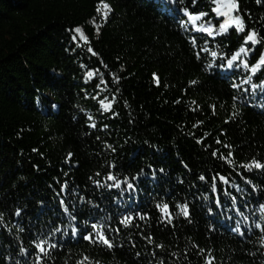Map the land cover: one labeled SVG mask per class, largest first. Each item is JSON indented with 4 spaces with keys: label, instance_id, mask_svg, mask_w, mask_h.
I'll return each mask as SVG.
<instances>
[{
    "label": "trees",
    "instance_id": "16d2710c",
    "mask_svg": "<svg viewBox=\"0 0 264 264\" xmlns=\"http://www.w3.org/2000/svg\"><path fill=\"white\" fill-rule=\"evenodd\" d=\"M106 2L111 11L97 32V0H0V264H34L31 241L37 237L60 242L41 264H77L84 256L99 264H159L161 259L205 264L209 254L213 264H264L258 239L264 233L254 227L258 205L264 203V172L239 167L253 157L264 159V108L234 102L231 79L215 69L206 71L188 40L195 35L202 46L208 40L210 48L219 43L231 53L244 34L232 29L213 41L204 33L185 32L179 0ZM185 4L190 11L209 9L204 0H197L194 9L191 0ZM239 7L242 15L250 14L245 23L264 36V0H239ZM76 26L87 43L72 40L77 33L69 29ZM89 46L97 55L87 51ZM262 51L264 43L249 62ZM235 71L237 76L244 72ZM101 78L107 84L97 88ZM262 78L264 68L253 82ZM192 80L197 83L190 85ZM103 97L112 102L111 109L101 108ZM237 109L235 119L225 123ZM197 121L203 123L193 127ZM223 144L233 146L234 164L219 158V152L226 156L229 151ZM141 170L131 194L102 186L111 183L109 172L123 178ZM217 172L230 184L217 179L213 192L211 178ZM130 195L152 217L144 227V234L154 237L152 244L135 227L114 235L117 246L111 250L71 235L69 225L83 229L86 219L110 218L115 225ZM61 199L69 212L80 213L76 220L64 212ZM161 200L170 205L187 200L192 223L179 217L175 229L158 224L155 205ZM237 221L243 237L231 230ZM57 227L61 231L52 232Z\"/></svg>",
    "mask_w": 264,
    "mask_h": 264
},
{
    "label": "snow or ice",
    "instance_id": "6c2138e0",
    "mask_svg": "<svg viewBox=\"0 0 264 264\" xmlns=\"http://www.w3.org/2000/svg\"><path fill=\"white\" fill-rule=\"evenodd\" d=\"M206 4L209 5L208 10L201 9L199 11H190L189 5L185 4V0H179V3L183 5L180 11L183 12L184 17L186 19H181L179 21L180 27L187 33H204L207 34L208 37H211L212 40H215L216 36L223 35L229 31L230 28L234 29L237 34L243 33V42L240 46L231 51V53L226 52L224 49L221 48L220 44L217 43L215 49L210 48L209 41L204 40L203 46L198 43V38L195 35H189L188 40L192 46L194 56L197 61H205L204 69L206 71L212 72L214 69L218 70L222 76V78L231 79L230 87L237 90V94L232 96V100L235 102L237 100H241L242 103L247 104L249 107H261L264 108V78L259 79V83H254L253 78L261 72V69L264 68V51L260 52L259 58L254 62H249V55L256 51V46L261 45L264 43V36L260 35V32L255 27H249L245 23V15H249L245 13L244 15L240 12L239 7V0H204ZM261 0H257V3H260ZM197 4V0H191V7L194 9ZM96 12L100 15V23L98 24L96 20H93V25L96 28L97 32H99L100 27L103 23L107 22L108 15L111 11L110 4L106 2V0H97ZM209 12L213 13L214 16L209 15ZM222 18V19H221ZM215 20V22H214ZM70 32H74L79 34V38L84 40L87 43V37L84 36L83 30L81 27L76 26L73 29H69ZM77 35L72 36L73 41H77ZM79 46V45H78ZM227 47V46H225ZM87 51L92 53L93 55H97L93 49L89 46ZM210 57V59H208ZM103 63V62H101ZM83 67V65H82ZM107 67V65H104ZM244 70L243 74L237 76L235 70ZM99 72V69L96 70ZM88 77L91 78L94 73L89 71L87 73ZM154 80L158 85L160 83L159 77L156 73H153ZM119 77H115V80L118 82ZM237 80L239 82H237ZM190 85H195L197 81L192 80L189 82ZM107 81L101 78L100 83L96 85L97 88H101L102 86L106 85ZM244 85H248L249 87H243ZM118 91V89H117ZM243 93V96L241 95ZM99 96V93H97ZM259 97V103H254L257 101ZM94 99L96 97H93ZM114 99V98H113ZM108 101V97H103L99 99V104L102 109L109 110L112 108V102ZM180 101H176L179 103ZM192 103H196L193 101ZM197 107H199L197 105ZM235 108V103L233 104ZM213 115H215V105H211ZM195 111V109H193ZM239 109L236 112H233L231 116L225 120V123H228L229 120H234L235 116L238 114ZM115 115V113H113ZM91 119V117H89ZM203 123L202 121H197L193 127H197V125ZM90 127L95 128L96 125L93 123ZM106 128L107 125H104ZM208 134L206 133L205 136ZM221 135H225L224 131L221 130ZM99 139V137H97ZM203 137L197 140V143H202ZM217 144H221V140H216ZM111 148V145H108ZM223 147L229 149L227 155L225 156L224 153L219 152V149L212 151V156L216 157L219 152V158L223 160L227 164H234V160L231 159L233 157V152L230 150L233 146L230 144H223ZM115 151V149H112ZM72 153L67 154V160H71ZM110 167L114 168L115 165H110ZM187 167V165H185ZM242 169L246 172H252L253 170H260L264 172V159L253 157L249 161L242 163L239 165ZM160 171H163L161 169ZM143 174V170L141 173L137 174L133 177H123L121 178L118 174L109 172L107 174V180L111 181V183H106L102 185L108 189L116 188L121 190V195L128 191L130 194L135 192L138 188V184L134 183V181L139 180L140 175ZM67 175V173H65ZM99 175V173H97ZM199 179L204 181L206 178L204 175H200ZM212 184L211 188L213 192L217 191L216 180L222 184H230L229 178L227 176L221 175L217 172L215 175L212 176ZM246 183H251L250 180H246ZM97 186H101L99 181H94ZM67 186V181H65L64 185L62 186L61 191ZM237 190L239 191V187L237 186ZM231 197V200L235 202L236 197L232 196L231 193H226ZM57 195H60L59 193ZM83 199V197H81ZM217 205L220 204V201H216ZM60 204L63 206L64 212L68 213L71 220H76L77 216L80 213H71L69 212L68 206L65 204L63 199L60 200ZM140 205L131 195L129 196V202L126 204L125 210L120 218L116 221V224L113 225L111 223L110 218L104 219H96V220H84L83 221V229L80 227L69 225L71 230V235L73 237L80 236L83 240L88 241L90 244L96 245L100 248H106L108 250L113 249L116 247V243L114 240V235L118 236L122 229H130V228H138L140 229L141 237L148 242V244H152L154 242V237L152 236L151 232L147 235L144 234V227L150 226V221L152 217H150L149 213L146 211L139 210ZM156 210L159 212V216L156 218L157 223L165 226H172L175 229L176 225L174 221L179 217H183L188 223H192L191 220V213L189 210V203L185 200L183 203L176 202L174 205H170L168 202L161 200L160 202L156 203L155 205ZM175 209V212L173 211ZM258 210L260 213L259 219L257 222L254 223V227L259 229L262 233H264V203H260L258 205ZM211 211V210H209ZM16 216L20 215V209H17L15 212ZM243 216V213H240ZM2 216V213H0ZM244 220L247 221L248 217L244 216ZM136 221H140L142 223H136ZM240 222H236V227L232 228L231 230L236 232L240 236H244L245 233L240 229L239 226ZM214 229H210L212 231ZM250 230V229H249ZM20 231H24V229H20ZM60 228H54L52 232H60ZM51 235V233H50ZM261 246H264V235H261L259 238ZM33 245V251L36 255V259L34 264H41L44 257L49 255V251L51 249L56 248L60 242H52L48 238L37 237L31 241ZM121 247L123 245H120ZM135 247V243L132 244ZM162 244H157L156 248L163 249ZM22 252L27 253V249L21 248ZM200 252H204V249H199ZM137 256L140 255L139 252L136 253ZM153 256H156V253H152ZM172 255H176L173 253ZM215 257L211 254L205 259V264H213ZM99 264L98 261L92 262L88 256H84L82 260L78 261L77 264ZM159 264H165V261L161 259Z\"/></svg>",
    "mask_w": 264,
    "mask_h": 264
},
{
    "label": "rangeland",
    "instance_id": "374dc122",
    "mask_svg": "<svg viewBox=\"0 0 264 264\" xmlns=\"http://www.w3.org/2000/svg\"><path fill=\"white\" fill-rule=\"evenodd\" d=\"M221 19H222V18H221ZM214 22H215V21H214ZM231 30H232V28H230L229 31H228L227 33H229ZM227 33H225V34H227ZM77 37H79V34H77ZM216 37H217V36H216ZM77 40H78V39H77ZM81 40H82V39H81ZM257 47H258V45L256 46V50H257ZM255 52H256V51H255ZM255 52H254V53H255ZM254 53H251V54L249 55V57H251V55L254 54Z\"/></svg>",
    "mask_w": 264,
    "mask_h": 264
}]
</instances>
